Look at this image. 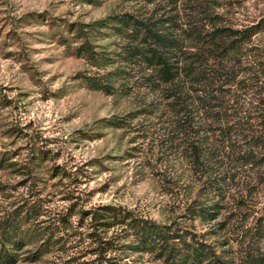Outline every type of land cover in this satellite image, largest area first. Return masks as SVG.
I'll return each mask as SVG.
<instances>
[{"label": "rangeland", "instance_id": "rangeland-1", "mask_svg": "<svg viewBox=\"0 0 264 264\" xmlns=\"http://www.w3.org/2000/svg\"><path fill=\"white\" fill-rule=\"evenodd\" d=\"M212 1L238 23L252 13L253 0ZM145 10L153 7L121 0H0V231L12 224L17 229L13 264H162L133 249L126 226L95 220L106 207L175 223L217 252L237 256L239 226L214 236L212 225L186 214L193 199L206 198V186L183 161L182 140L162 103L135 78L125 92L122 81L112 95L91 90L85 77L101 80L112 68L98 69L72 54L77 35L84 36L77 29ZM87 37L97 50L117 52L112 33ZM112 118L124 127L101 122ZM212 174L225 177L227 195L238 197L237 180L245 173L226 161ZM255 201L260 204L247 227L260 215L264 186ZM46 240V252L34 260Z\"/></svg>", "mask_w": 264, "mask_h": 264}, {"label": "trees", "instance_id": "trees-1", "mask_svg": "<svg viewBox=\"0 0 264 264\" xmlns=\"http://www.w3.org/2000/svg\"><path fill=\"white\" fill-rule=\"evenodd\" d=\"M121 1L153 10L109 15L77 29L84 36L77 35L72 54L98 69L112 68L101 80L85 77L86 85L112 95L117 81L125 92L135 78L138 88L155 95L182 140L183 161L193 175L204 178L206 198L193 199L186 214L212 225L214 236L239 226V249L229 257L231 251L217 252L175 223L161 225L115 207H106L95 220L126 226L133 249L152 254L162 264H264V203L252 226L244 224L250 213H257L260 203L255 200L264 186V0H253L252 13L240 23L218 13L212 0ZM96 32L112 33L119 40L117 52L97 50L87 37ZM101 122L117 129L125 124L118 118ZM226 161L245 173L237 180L236 198L224 190L226 178L212 174ZM228 205V214H222ZM9 228L0 231V264H13V250L19 246L13 236L16 227ZM47 246L42 241L34 260Z\"/></svg>", "mask_w": 264, "mask_h": 264}]
</instances>
